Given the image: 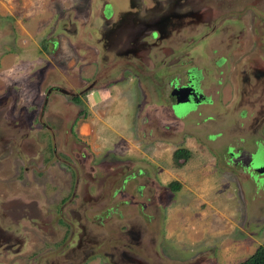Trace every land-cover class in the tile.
Segmentation results:
<instances>
[{"label":"rangeland","instance_id":"obj_1","mask_svg":"<svg viewBox=\"0 0 264 264\" xmlns=\"http://www.w3.org/2000/svg\"><path fill=\"white\" fill-rule=\"evenodd\" d=\"M106 1L0 0V143H7L0 148V198L15 203L16 219L1 222L16 231L6 237L13 249L0 251V264H83L100 256L109 262L113 244L141 264L241 262L264 244V173L245 168L251 155L264 162V95L250 100L257 91L243 90L239 74L255 66L264 72V0L193 1L199 18L182 19L165 40L146 35L136 49L124 47L128 36L158 21L167 0H112L134 16V25L112 39L98 12ZM184 7L189 3L179 0L176 8ZM218 55L227 62L214 65ZM192 64L205 73V92L217 93L212 101L203 97L208 103H179L175 113L178 81L168 79L184 78ZM102 89L119 101L110 107L111 96L89 95ZM243 106L255 123L242 124ZM120 133L129 151L118 147ZM178 147L190 151L180 167L171 160ZM208 149L217 157L215 179L220 168L234 181L232 235L245 239L234 241L227 231L186 247L170 225L181 229L182 218L189 227V205L192 217L199 212L194 222L207 213ZM136 165L144 170L132 176ZM170 181L179 187L169 189ZM122 233L129 238L120 242ZM135 237L141 243L127 244Z\"/></svg>","mask_w":264,"mask_h":264},{"label":"flooded vegetation","instance_id":"obj_2","mask_svg":"<svg viewBox=\"0 0 264 264\" xmlns=\"http://www.w3.org/2000/svg\"><path fill=\"white\" fill-rule=\"evenodd\" d=\"M164 1H166V0H164ZM178 1L179 0H167L166 2H168V3H166L165 8L162 10L161 14L159 15L161 18L158 21L153 20L152 22H148V24H147V22H144L145 23V25H144L145 29L143 28L141 31L139 30L137 33L135 32L136 34H134L132 36L131 35L128 36L124 47L136 49L137 47L142 46L145 41L140 40V39L146 37V35H149L150 39L157 38L158 41L165 40V39H167L168 34H171L173 32L172 30L175 31L179 28L178 23L182 19H185V18L190 17V16L199 18L201 13L200 12H193V6L195 5V4H193V1H196V0H189V1L185 0V3H189V10L187 7H184V9H182V8L177 9L176 7H178ZM191 8H192V11L190 10ZM200 8L202 9L203 6H200ZM98 12L101 13V17L103 19H105L107 21V23L109 24V27H108L109 31H107V34L109 35V37L111 39L115 36L117 31L121 27H124L127 24L128 25H130V24L134 25L133 24L134 23L133 14L129 13L128 11L121 14L120 11H117V7L112 0H108V1L104 2L102 5H100ZM119 15H121V16L119 18H117L118 20L117 19L115 20L116 22H114V19L116 17H118ZM129 20H132V21L128 22ZM195 20L198 22V19H195ZM199 22H200V20H199ZM201 23L204 24L205 20L201 19ZM148 27H149V30L147 29ZM143 30H147V31L144 32ZM137 37H139L138 40H136ZM202 37H203V35H202ZM153 44H156V43H153ZM214 51H215L214 48L211 49V52H214ZM202 54H203V51L200 52V55H202ZM225 62H227L226 61V55H218L214 59V65H216V66H219L221 64H225ZM109 68H110V66H109ZM113 68H115V66ZM252 68L253 69L249 70V73H246L245 71L242 73V71H241V73H239V74H241L240 80H241V85H242L243 90L246 88L248 89V92H247L248 94L251 91H253V92L257 91L256 96L254 97L255 99H250V100L258 101L257 99L259 97L261 98V96L264 95V72L261 71L260 69H258L256 66L252 67ZM251 77L254 80L253 86L249 85V79ZM188 78H189V80L195 79V81L198 82L200 85L202 97H204V98L208 97L212 101L213 97L211 95L216 94L217 91L215 90L213 93H211V92L206 93L205 92V89L203 88V82H204L203 79L205 78V73L201 72V68L195 64L190 65L186 69V75L184 78H181V77L176 76V75H174V76L172 75V77L170 79H168V82H173L174 80H177L178 82L180 80H186L187 81ZM218 83L219 82L217 80V84ZM202 88H203V90H202ZM173 104H174V102H172L170 104V107ZM260 105H262V104H260ZM243 107L244 108L239 110V113H242V117L244 114H246V106H243ZM258 109H256V111H258ZM260 115L262 116L260 118V120H262L264 112L261 113ZM247 116H248V114L245 115V119H242V121H241L242 124L246 123L247 121H250L251 122L250 124H253V123H255V121L258 120L257 117H252V119L250 120L249 118H247ZM261 123H262L261 125L264 124V119L261 121ZM4 145H7V143L6 142L0 143V148ZM1 175L4 176V174H2V173H1ZM2 200L3 199L0 198V226H1V222L4 219L5 220L9 219L10 221H16V219L14 217L15 212L13 211V209L10 205V204H15V203L13 201H11L9 203H4ZM35 219L37 220L38 218L35 217ZM36 220H35V222H36ZM41 221H43V220H41ZM35 222L33 224L38 226V228H45L46 229V226H47L46 222H44V221H43L44 223L43 222L42 223H37V222L35 223ZM5 227L6 228L0 227V251H4V252L8 251V249H13L11 243H6V241H7L6 237H8L9 233L16 231L12 225H10L9 228H7V226H5ZM126 234L122 233L120 237L129 238V237H126ZM138 234H137V237H138ZM126 242H127V244L131 245V243L132 244L133 243L138 244L140 241L138 239H136V237H135V238H132L129 240L126 239ZM77 247H81V244L79 246L77 245ZM110 249L112 252H109L106 255L108 257V259H110V260H108L110 262H113V263L115 262L116 264H120L118 261H120L124 264H130L133 262H134V264H138L140 262L145 263V262H143L144 261L143 259H140L141 257H139V256L133 257L134 255L132 256L126 249L118 247L115 244L111 245ZM48 255H51V254L49 253ZM102 255H105V254H102ZM137 258H139V259H137Z\"/></svg>","mask_w":264,"mask_h":264},{"label":"crops","instance_id":"obj_3","mask_svg":"<svg viewBox=\"0 0 264 264\" xmlns=\"http://www.w3.org/2000/svg\"><path fill=\"white\" fill-rule=\"evenodd\" d=\"M94 92H90L89 95L91 96L94 94V96H93L94 98L97 97L98 99L100 98L101 100L107 99L111 96L110 107L119 101L117 94L114 93V95H116V96H112L110 90H108V89L95 90ZM93 100H95V99H93ZM89 101L91 102V99H89ZM123 125L124 126L121 127L122 130H126V129L128 130L129 129L128 126H126L125 124H123ZM131 129H132V127H131ZM118 135L124 136L123 142H121L122 145L118 146V147L123 148V149L125 148V149H127V151H129L128 149L130 148L131 144L127 142L128 139H127L126 134L124 135V134L120 133ZM205 151H206L205 157H207V160L209 161V163H212L209 165V168H208V177H211L210 180L212 182L208 181L209 184H207V186H209L212 189L211 190L208 189V193L211 195L209 197V199L211 201L207 202L208 206L205 205L206 206L205 210H207V213L202 212L201 215L197 216L199 219H202V220L194 222V219H195L194 217H196V215L199 212H196V214L193 215L194 217H192V211L190 208L191 206L189 205V211L186 210V207H185V212L189 213V221H188L189 227H186L188 224H187V222H184L182 218H180V221L177 220L180 223L181 229L175 228L177 226L176 223L170 225L172 229L174 228L173 231H171V232H173L174 235H177L179 232L183 233V237L178 241H180V243H184V245L186 247L188 245V241H189L188 247L190 245H196L194 243H198V244L199 243H201V244L205 243L206 244L208 242H214V240H218L222 236L226 235L227 231H229V233L231 234V238H233L234 241H236L237 239L238 240L240 239V242H241L243 239H245V238H241V237L234 238V236L232 235V232L235 231L234 228L236 227V225L234 227V222L236 220V217L234 215V212H232L233 203H229V201H231V199H232L231 189L234 186V181H232V177L230 175V172H226V171H223L220 168H218V169H216V172H217V175H219V174L220 175H219V178L215 179V177L213 176L214 174H213V172L210 171V169H211V166H213V164L215 163V160H217V157L215 158L214 157L215 154H213L209 149L205 150ZM205 165H207V164H205ZM224 172L229 173V174L226 175V173H224ZM196 188H193V189L194 190L196 189V191H197L198 187H196ZM219 197H221V199H223V201L220 202V200H218ZM213 202H216V203H213ZM212 203L214 204L213 206H211ZM221 218H222V220H220ZM213 222L214 223L217 222L218 224H214ZM230 224H231V227L228 228V225H230ZM184 227H186V228L182 229ZM195 228H197V230H195ZM241 233H242V235L245 234L243 232H241ZM245 236H247V234H245ZM138 239H139V236H138ZM139 241H141V240H139ZM176 244H177V247L180 248L179 247L180 244L178 242ZM243 245H246V242H243ZM135 257H136V255H135ZM100 258H101V256H100ZM100 258L98 257V258H95V259L90 260L88 262L86 261L83 264H116L115 262L113 263L110 261L104 262Z\"/></svg>","mask_w":264,"mask_h":264},{"label":"water","instance_id":"obj_4","mask_svg":"<svg viewBox=\"0 0 264 264\" xmlns=\"http://www.w3.org/2000/svg\"><path fill=\"white\" fill-rule=\"evenodd\" d=\"M172 94L175 96L174 104L171 106L173 112H178L179 103H185L188 101H192L194 104H201V102H207L201 95L200 85L198 82L195 81V79L188 78L187 84L181 85L179 82L172 85ZM210 103V102H209ZM175 105V106H174ZM256 155H251L249 157V160L247 162V165L245 166L247 171L254 170L259 174L264 173V162L259 164L258 162H255Z\"/></svg>","mask_w":264,"mask_h":264},{"label":"trees","instance_id":"obj_5","mask_svg":"<svg viewBox=\"0 0 264 264\" xmlns=\"http://www.w3.org/2000/svg\"><path fill=\"white\" fill-rule=\"evenodd\" d=\"M187 119H189L188 116L184 118V121ZM189 156H190V151L187 148L178 147V148L174 149L172 152V155H171L172 164L176 167H180L186 162V160L189 158ZM143 170H144L143 167H141L140 165H136L135 168L133 170H131L132 173L133 172H135V173H133L131 175L135 176V174L136 175L142 174L140 172H142ZM167 187L171 190H175L179 187V183L177 181H170L167 184ZM99 222H101L100 224H102V221H99ZM121 238H123V237H120V239H119L120 242L123 241ZM235 264H264V244L260 245L255 250V252L250 254L244 260H242L241 262L235 263Z\"/></svg>","mask_w":264,"mask_h":264}]
</instances>
